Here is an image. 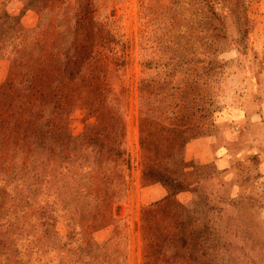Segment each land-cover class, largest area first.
Here are the masks:
<instances>
[{
	"label": "rangeland",
	"instance_id": "obj_1",
	"mask_svg": "<svg viewBox=\"0 0 264 264\" xmlns=\"http://www.w3.org/2000/svg\"><path fill=\"white\" fill-rule=\"evenodd\" d=\"M0 264H264V0H0Z\"/></svg>",
	"mask_w": 264,
	"mask_h": 264
},
{
	"label": "crops",
	"instance_id": "obj_2",
	"mask_svg": "<svg viewBox=\"0 0 264 264\" xmlns=\"http://www.w3.org/2000/svg\"><path fill=\"white\" fill-rule=\"evenodd\" d=\"M257 85H258V83H256ZM261 107H263V104H261ZM246 113H247V115L250 117V116H252L251 115V113H249V111H248V109H246V111H245ZM255 115H257L256 113H255ZM205 148V146H203V147H198L197 149H196V157L199 159L200 158V160L199 161H201L204 165L205 164H210V163H212V164H214L217 168H218V170H219V172H225V171H227L228 169H230L231 168V159H229V157L227 158L226 156L224 157H217V158H215L214 156L212 157V154H211V156H207V159L204 157V159H202L200 156L201 155H198L199 153H200V151H201V149H204ZM204 150H206V149H204ZM208 152V151H207ZM230 182V184H232V183H236V182H234V181H229ZM237 184V183H236ZM239 188H240V186H238ZM238 188V189H239ZM239 190H241V189H239Z\"/></svg>",
	"mask_w": 264,
	"mask_h": 264
}]
</instances>
